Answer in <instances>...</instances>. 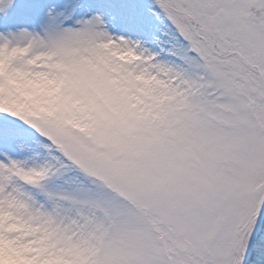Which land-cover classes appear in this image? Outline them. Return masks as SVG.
Wrapping results in <instances>:
<instances>
[{"label": "snow or ice", "instance_id": "obj_1", "mask_svg": "<svg viewBox=\"0 0 264 264\" xmlns=\"http://www.w3.org/2000/svg\"><path fill=\"white\" fill-rule=\"evenodd\" d=\"M0 264H264V0H0Z\"/></svg>", "mask_w": 264, "mask_h": 264}]
</instances>
